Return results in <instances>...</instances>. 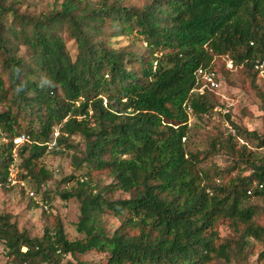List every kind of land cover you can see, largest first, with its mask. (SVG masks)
<instances>
[{"label":"trees","instance_id":"16d2710c","mask_svg":"<svg viewBox=\"0 0 264 264\" xmlns=\"http://www.w3.org/2000/svg\"><path fill=\"white\" fill-rule=\"evenodd\" d=\"M127 1L0 0V187L13 188L14 164L39 193L53 178L48 154L71 152L85 169L61 191L79 202L83 236L68 238L44 193L52 213L42 235L0 212L6 264H264V204L252 201L264 200V152L239 141L264 150V132L226 114L234 135L187 144L189 110L203 116L221 104L216 91H196L200 69L217 81L238 70L264 109V0ZM218 154L227 166H204ZM106 175L113 181L103 184ZM90 253L102 257L82 258Z\"/></svg>","mask_w":264,"mask_h":264},{"label":"rangeland","instance_id":"374dc122","mask_svg":"<svg viewBox=\"0 0 264 264\" xmlns=\"http://www.w3.org/2000/svg\"><path fill=\"white\" fill-rule=\"evenodd\" d=\"M128 2L130 4H140L142 1L128 0ZM114 42L117 45L124 44L126 43V39L115 38ZM218 67L220 68L221 66ZM219 82L220 86L214 91H216L221 104L213 112L203 116H196L189 110L188 123L190 125V131L187 144L188 149L192 151L197 148L204 149L208 147L207 142L210 140V137H213L217 133L223 132L225 135L230 133L235 134L231 120L227 118L226 114H229L231 119L243 128L256 131L259 134L264 132L263 101L258 96L256 90L245 81L242 74L235 69L229 73L221 70ZM258 84L264 93V76L259 75ZM236 133L238 132L236 131ZM82 139L80 135H75L72 141L74 144L79 145L80 149H83ZM239 141L240 144L247 143L259 153L264 152V150L256 147L255 141L251 140L247 142V138L245 137H239ZM71 155L70 152L60 155L48 154L44 157L43 163L46 167L50 168L53 173V178L47 181L37 194L38 200L42 199L44 193L50 197V204H52L55 210L61 213L64 219L68 238L75 240L83 236L76 228V222L80 217L79 202L76 199L64 200L61 196V191L69 189L76 184L75 181L64 182L63 179L65 177H69L72 174L81 176L85 169H76ZM228 162L229 158L226 154H218L207 160L204 166L210 165L211 163L227 166ZM102 180L103 184H108L113 181L109 175L102 176ZM25 182L28 188L36 191V186L33 182ZM12 186L13 188L8 191L0 187V212L12 214L13 221L18 224L19 228L29 230L32 235H42L46 226L50 223L52 209L50 207L45 208L40 203V206L36 207L26 189L24 190L17 185ZM117 196L126 197L127 195L125 193H117ZM252 201L253 203L264 204V200L260 198H254ZM107 220L110 230H114L119 225V221L115 217H109ZM221 234L232 236V231L227 225L222 224ZM101 257L102 255L100 254L90 253L84 255L82 258L84 260L99 261ZM7 259L5 247L0 242V264H6ZM255 259L256 256L250 257L252 264H256Z\"/></svg>","mask_w":264,"mask_h":264},{"label":"built area","instance_id":"2783aa9c","mask_svg":"<svg viewBox=\"0 0 264 264\" xmlns=\"http://www.w3.org/2000/svg\"><path fill=\"white\" fill-rule=\"evenodd\" d=\"M228 67L229 68L233 67L232 61L228 62ZM256 68L259 70V75L264 76V58L257 62ZM197 80H198V85H197L196 91L200 93H204L206 89L215 90L220 86V82L216 80V73L213 71H207V70L200 69L197 72ZM58 134H59L58 132L55 133L56 136ZM25 139H27L26 136H22L20 138H17L15 141L16 143H21ZM9 181L11 182V185H17L20 188L26 189L28 195L35 197V199L45 208L49 207L48 201H44L42 199L38 200V195L36 191L33 190L32 188H28L25 180L18 179V168L14 164L11 165L10 167ZM23 264H26V263H23Z\"/></svg>","mask_w":264,"mask_h":264}]
</instances>
